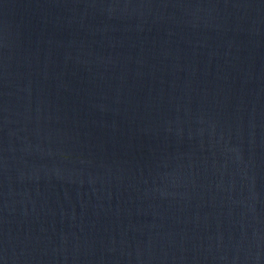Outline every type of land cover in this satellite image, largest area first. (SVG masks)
Segmentation results:
<instances>
[{
	"label": "water",
	"instance_id": "1",
	"mask_svg": "<svg viewBox=\"0 0 264 264\" xmlns=\"http://www.w3.org/2000/svg\"><path fill=\"white\" fill-rule=\"evenodd\" d=\"M0 264H264V0H0Z\"/></svg>",
	"mask_w": 264,
	"mask_h": 264
}]
</instances>
